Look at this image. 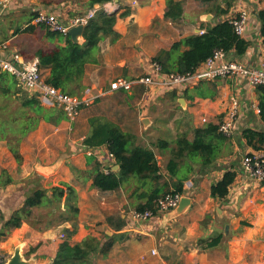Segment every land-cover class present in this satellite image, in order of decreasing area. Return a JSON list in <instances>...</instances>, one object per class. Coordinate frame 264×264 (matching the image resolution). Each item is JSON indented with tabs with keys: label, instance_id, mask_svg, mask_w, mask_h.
<instances>
[{
	"label": "crops",
	"instance_id": "0c3cea01",
	"mask_svg": "<svg viewBox=\"0 0 264 264\" xmlns=\"http://www.w3.org/2000/svg\"><path fill=\"white\" fill-rule=\"evenodd\" d=\"M133 1H112V11H118L114 26L117 36L107 35L100 41L98 61L88 64L81 91L87 87L96 92L108 90L116 78L133 79L147 74L160 50L200 33L209 24L230 19L242 4L250 10L243 34L250 45L242 56H229L250 66L264 62V40L257 16V11L264 8V0H234L227 13H221V9L227 8L228 0H178L182 1L183 14L174 20L165 16L167 0H136V4ZM102 7L103 4H92V0H11L7 10L0 9V43H7L10 51H18L25 58L37 57L40 49L50 51L66 44V35L57 33L50 37L43 27L21 32L38 11L53 12L69 21L90 8ZM126 10L130 13L120 16ZM16 28L21 31L16 33ZM207 86L216 91L214 96L198 95L195 85L160 91L151 89L150 92L143 85H135L129 92L121 89L108 93L94 102L93 107L82 108L75 122L68 119L59 124L42 121L21 143L18 158L7 141L0 140V209L4 216V220L0 219V230L4 221L24 205L36 188L47 190L52 197L53 187L69 185L75 190L79 206V226L74 241L80 242L88 235L97 236L102 243L110 238L114 241L107 256L99 251L93 253L92 264H264V182L250 178L242 162L246 153H264V145L255 149L243 136L246 128L264 130L256 86L241 76L219 78L209 81ZM138 89L144 91L143 98L147 97V101L136 108L141 114L139 122L127 115L116 116L120 109L113 108L112 104L108 106V99L128 96ZM233 96L239 99L241 111L234 133L224 142L217 160L203 166L200 160L181 158L177 174H171L167 166L175 157L172 150L175 139L187 135L192 140L195 129L204 125L202 117L219 124ZM157 97L164 99L167 107L172 106L169 111L175 115L165 117L162 123L159 114L145 117L150 111L149 102ZM97 118L111 120L129 133L130 126H140V131H132L137 135V143L152 148L161 167L162 176L154 186L167 184L173 189L182 179L184 194L191 197L190 205L181 213L176 210L157 212L150 220L138 223L133 221L131 211L146 203L147 197L140 193L148 190V185L140 187L141 181L135 176L127 178L114 190H102L94 185L96 169L106 173L120 169L106 144L85 143L92 130V120ZM160 140L167 141L162 142V148ZM230 169L237 175L222 202L211 195V186ZM66 200L67 194L56 201L57 204L45 205L46 213L33 208L30 215L24 216L21 226L2 236L0 264H7L17 249L28 264H52L64 239L62 231L72 227L69 221L61 220L59 214L66 211ZM227 224L230 229L225 234ZM220 231L225 236L222 245L211 249L198 246L200 238Z\"/></svg>",
	"mask_w": 264,
	"mask_h": 264
},
{
	"label": "trees",
	"instance_id": "16d2710c",
	"mask_svg": "<svg viewBox=\"0 0 264 264\" xmlns=\"http://www.w3.org/2000/svg\"><path fill=\"white\" fill-rule=\"evenodd\" d=\"M112 1L92 0V4H104ZM233 1L228 0L227 8L221 9V13H227ZM167 4L168 10L165 15L167 18L174 20L182 16V1L167 0ZM129 13L130 10H126L120 13V16ZM257 16L261 23V35L264 40V8L257 11ZM33 18L23 31L21 28H16V33L20 31L32 32L36 26H39L46 28L50 37L57 34L44 24L33 23ZM117 19L118 11L111 13L99 8L96 16L87 24L82 42L73 41L68 34L65 36L66 44L64 46H58L50 51L38 50L36 56L39 58L46 82L63 92L80 94L84 87L82 81L88 64L98 61L97 53L100 51V41L107 35L117 36L114 29ZM204 30L203 33L192 34L174 42L168 49L160 50L153 61L160 65L162 72L184 73L200 67L216 49H222L229 55L242 56L250 45L247 39L235 31L229 19L209 24L204 27ZM217 79L204 80L195 85L197 94L203 97L214 96L216 91L209 88L207 83ZM217 84L216 81L215 85ZM256 92L260 118L264 123V85H257ZM64 119L67 118L63 109L57 106L43 105L36 94L19 86L13 74L7 71L0 74V140L7 141L9 149L15 157H19L23 140L38 128L42 121L59 124ZM243 136L247 143L255 149H260L264 145V130L246 128L243 131ZM227 139L228 136L219 131V124L213 122H207L196 128L192 140L187 135H179L175 139L176 145L172 149L175 157L167 166L169 172L176 175L178 160L185 157L200 160L203 166L214 163ZM137 140V135L124 131L119 124L111 120L100 118H97L96 121L92 120V130L86 137L85 143L90 146L106 144L116 163L120 166L119 171L112 169L109 173L100 168L96 169L94 185L102 190H114L119 188L127 178L135 176L141 181L140 187L144 188L147 185L149 187L148 190L140 193L147 197L146 203L138 205L135 209H151L156 214L158 212L157 200L172 190L184 193V182L181 179L173 189L167 184L154 186V183L162 176L156 153L152 148L138 144ZM159 142L161 148L164 146L162 142L167 143L165 140ZM236 175V172L231 169L226 171L221 179L212 184L211 195L223 202L229 194ZM66 194V211L58 212H60L61 220L69 221L72 227L64 229L66 235L60 243L52 264H92L91 256L98 251L103 256H107L114 244L111 238L102 243L97 236L88 235L80 242L74 241L73 237L79 226V206L75 201V190L69 185L67 188L53 187L52 197L43 188L33 190L24 201V205L4 221L0 230V238L6 236L12 229L21 226L24 216L30 215L33 208L56 203V201L62 200ZM0 219L4 220L1 209ZM224 238L223 232L220 231L216 235L200 238L197 244L202 249H211L222 245Z\"/></svg>",
	"mask_w": 264,
	"mask_h": 264
},
{
	"label": "built area",
	"instance_id": "2783aa9c",
	"mask_svg": "<svg viewBox=\"0 0 264 264\" xmlns=\"http://www.w3.org/2000/svg\"><path fill=\"white\" fill-rule=\"evenodd\" d=\"M242 2L243 0H238ZM11 0H0V9L7 10ZM136 4V0L133 1ZM106 12L113 9L112 2H106L102 7ZM98 8H90L87 13L81 14L69 21L60 19L55 13L40 10L33 18V23L44 24L51 31L68 35L72 27L79 24H87L96 16ZM250 17V10L245 5H240L236 15L229 21L235 31L242 35ZM205 30H200L203 33ZM0 69L13 74L19 86L36 94L45 106H57L64 110L66 118L75 122L82 108L92 105L104 95L124 89L132 91L135 85H143L147 90L151 89H179L190 85H197L204 80L241 76L247 79L253 86L264 85V62L260 66H250L233 59L229 54L216 49L214 53L198 68L184 73L162 72L159 64L155 63L150 73L133 79L116 78L111 81L108 90L95 91L92 87L85 88L80 94H69L46 82L40 67L38 57L25 58L18 51H10L7 43H0ZM241 106L236 96L231 98L224 118L219 123V131L226 136L234 133L236 121L240 115ZM203 124L209 120L202 117ZM112 155V154H111ZM113 156V155H112ZM243 169L255 181L264 182V153H246L243 156ZM185 193V192H184ZM178 191H170L157 200L158 212L167 213L176 208L181 198L186 195ZM151 209L131 211L134 222L148 221L155 216ZM62 238L65 234L61 235ZM156 251L153 250V253Z\"/></svg>",
	"mask_w": 264,
	"mask_h": 264
},
{
	"label": "rangeland",
	"instance_id": "374dc122",
	"mask_svg": "<svg viewBox=\"0 0 264 264\" xmlns=\"http://www.w3.org/2000/svg\"><path fill=\"white\" fill-rule=\"evenodd\" d=\"M151 65H150L149 70L151 69ZM150 72H151V70H150ZM150 72L148 71V73H150ZM143 73H146V72H143ZM158 90L160 91V89H158ZM143 92H144L143 90L138 89V91H136L133 94L128 95V96L124 95V96H120V97H113L112 99H108V106L110 104H112L113 108L120 109V111L117 112L116 116L124 117L127 115V116H129L130 119H133V121L137 120L139 122L138 117L141 114L136 110V108L139 107L140 105H142L143 102L147 101V97L143 98ZM149 92H150V90H149ZM149 103H150V111L147 112V114H146L147 116H145V117H150V116L153 117L154 114H159L160 116L158 117V119L162 123V120L165 117L175 116L173 113H170V111H169L170 108L172 109V106L167 107L166 101L164 99L157 97L156 99H152L151 102H149ZM175 103H176V100H175ZM91 106L93 107V104ZM104 113H107V112L104 111ZM157 124H160V123H157ZM124 127L128 128L127 126H124ZM141 127L143 128V126H141ZM129 128L131 130L130 133H133L132 131H134V132L140 131V126H137V125L130 126ZM36 211H38L40 213H46L48 211V207L42 206V207L37 208ZM62 232L65 233V230ZM65 235H66V233H65ZM101 237H102V239L105 238L104 235H101Z\"/></svg>",
	"mask_w": 264,
	"mask_h": 264
},
{
	"label": "water",
	"instance_id": "95a60500",
	"mask_svg": "<svg viewBox=\"0 0 264 264\" xmlns=\"http://www.w3.org/2000/svg\"><path fill=\"white\" fill-rule=\"evenodd\" d=\"M115 12L114 11H111ZM86 26L84 24H79L77 26H74L70 29L69 31V35L71 36V39L75 42H82L80 41V38H83V33L85 30ZM148 119L145 120V123H147ZM191 203V197H189L188 195H184L181 198L180 203L178 204V206L172 210H176L177 213H181L186 207H188ZM221 210V209H219ZM170 212V211H169ZM229 229H230V225L227 224L225 227V234L229 233ZM7 264H28L27 262L24 261L20 250L17 249V251L14 253V255L10 258V260L7 262Z\"/></svg>",
	"mask_w": 264,
	"mask_h": 264
}]
</instances>
